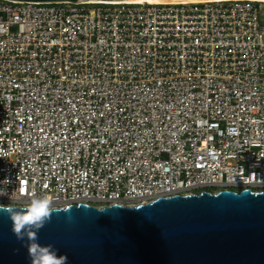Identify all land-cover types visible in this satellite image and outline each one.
<instances>
[{
	"label": "built area",
	"instance_id": "built-area-1",
	"mask_svg": "<svg viewBox=\"0 0 264 264\" xmlns=\"http://www.w3.org/2000/svg\"><path fill=\"white\" fill-rule=\"evenodd\" d=\"M5 178L52 210L264 192V0H0Z\"/></svg>",
	"mask_w": 264,
	"mask_h": 264
},
{
	"label": "water",
	"instance_id": "water-1",
	"mask_svg": "<svg viewBox=\"0 0 264 264\" xmlns=\"http://www.w3.org/2000/svg\"><path fill=\"white\" fill-rule=\"evenodd\" d=\"M53 211L36 242L52 245L66 264H264V192ZM11 228L0 211V264H30L27 238L18 240Z\"/></svg>",
	"mask_w": 264,
	"mask_h": 264
},
{
	"label": "clouds",
	"instance_id": "clouds-1",
	"mask_svg": "<svg viewBox=\"0 0 264 264\" xmlns=\"http://www.w3.org/2000/svg\"><path fill=\"white\" fill-rule=\"evenodd\" d=\"M11 182L5 178L0 181V198L7 197L9 203L0 207V211L8 214L12 222V233L18 240L25 237L28 240L27 250L30 264H66L67 257L57 255V250L52 245L41 246L37 243V232L50 219L52 212L50 200L47 197H31L25 207L17 208L13 205L11 194L8 192V185ZM24 189H20L23 191ZM5 205V204H0Z\"/></svg>",
	"mask_w": 264,
	"mask_h": 264
},
{
	"label": "bare ground",
	"instance_id": "bare-ground-1",
	"mask_svg": "<svg viewBox=\"0 0 264 264\" xmlns=\"http://www.w3.org/2000/svg\"><path fill=\"white\" fill-rule=\"evenodd\" d=\"M192 3H200L202 0H189ZM208 1H237V0H208Z\"/></svg>",
	"mask_w": 264,
	"mask_h": 264
}]
</instances>
